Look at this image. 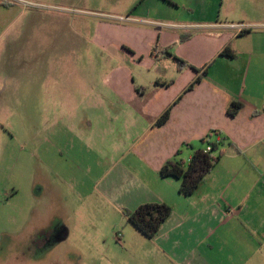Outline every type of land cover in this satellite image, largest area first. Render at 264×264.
Masks as SVG:
<instances>
[{
	"label": "crops",
	"instance_id": "1",
	"mask_svg": "<svg viewBox=\"0 0 264 264\" xmlns=\"http://www.w3.org/2000/svg\"><path fill=\"white\" fill-rule=\"evenodd\" d=\"M151 3L155 16L160 9L162 17L134 12L109 15L124 21L103 18L96 23L99 45L113 48L119 65L104 78L98 93L82 85L75 97L69 85V136L86 142L90 150L100 116L116 121L117 135L130 139L122 151L137 157L144 169L139 174L135 164L127 170L117 164L113 169L130 183L118 188L113 175L114 197L109 202L116 210L133 211L145 203L171 208L149 239L169 264H260L258 258L264 260V20L235 22L233 0ZM225 47L233 51V58L221 55ZM170 57L185 64L176 61L168 69L160 60L171 64ZM129 66H143L155 76L146 84L135 82ZM232 102L241 108L230 117ZM168 108L167 121L155 126ZM207 137L220 142L213 155L220 151L221 157L195 192L182 196L179 181L161 178L159 168L177 160V155L188 162ZM121 138L115 143L120 149Z\"/></svg>",
	"mask_w": 264,
	"mask_h": 264
},
{
	"label": "rangeland",
	"instance_id": "2",
	"mask_svg": "<svg viewBox=\"0 0 264 264\" xmlns=\"http://www.w3.org/2000/svg\"><path fill=\"white\" fill-rule=\"evenodd\" d=\"M233 3L235 22L264 20V0ZM0 5V264H169L128 222L124 213L132 210H116L109 202L113 175L118 188L130 183L114 167L135 164L139 174L144 169L122 151L130 139L117 135L116 121L100 116L90 150L69 136V85L75 97L82 85L98 93L119 65L113 48L99 45L96 23L134 12L157 18L162 11L155 16L151 0ZM166 60H160L166 68L177 63L175 57L171 64ZM128 68L138 83L154 75L143 66ZM120 138L121 149L115 146Z\"/></svg>",
	"mask_w": 264,
	"mask_h": 264
},
{
	"label": "trees",
	"instance_id": "3",
	"mask_svg": "<svg viewBox=\"0 0 264 264\" xmlns=\"http://www.w3.org/2000/svg\"><path fill=\"white\" fill-rule=\"evenodd\" d=\"M248 30L242 31L247 33ZM222 56L233 58L234 53L229 47H225L221 51ZM180 64H185L183 61L175 58ZM199 81L197 78L190 84L186 91H189ZM241 108V104L232 102L227 110L230 117L236 115L237 111ZM170 108L166 109L163 114L157 119L155 126L164 124L169 117ZM203 148L194 150L187 163L181 160H168L158 171L161 178H173L179 181L178 192L182 196L192 195L198 186L203 182L204 178L211 172L216 162L221 157V152L218 151L217 156L214 152L220 146V142H211L209 137L201 141ZM208 145L211 147L210 152H205L204 147ZM125 216L128 222L144 237L148 239L154 238L160 226L167 220L171 214V208L163 203H145L139 205L133 211H126Z\"/></svg>",
	"mask_w": 264,
	"mask_h": 264
},
{
	"label": "built area",
	"instance_id": "4",
	"mask_svg": "<svg viewBox=\"0 0 264 264\" xmlns=\"http://www.w3.org/2000/svg\"><path fill=\"white\" fill-rule=\"evenodd\" d=\"M117 19L120 20V21H124V20H125V18H123V17H117ZM216 143H217V142H216ZM204 151H205V152H210V151H211V147L208 146V145H206V146L204 147Z\"/></svg>",
	"mask_w": 264,
	"mask_h": 264
}]
</instances>
